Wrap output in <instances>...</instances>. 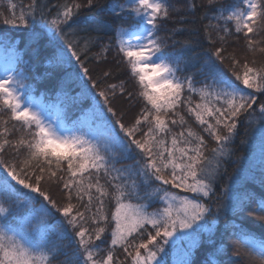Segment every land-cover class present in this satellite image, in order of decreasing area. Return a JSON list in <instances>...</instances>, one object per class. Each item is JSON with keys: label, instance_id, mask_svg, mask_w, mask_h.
Here are the masks:
<instances>
[{"label": "snow or ice", "instance_id": "snow-or-ice-1", "mask_svg": "<svg viewBox=\"0 0 264 264\" xmlns=\"http://www.w3.org/2000/svg\"><path fill=\"white\" fill-rule=\"evenodd\" d=\"M0 25V264H264V194L229 172L243 130L264 189V0H0Z\"/></svg>", "mask_w": 264, "mask_h": 264}, {"label": "trees", "instance_id": "trees-1", "mask_svg": "<svg viewBox=\"0 0 264 264\" xmlns=\"http://www.w3.org/2000/svg\"><path fill=\"white\" fill-rule=\"evenodd\" d=\"M175 2L185 3L186 0H175ZM183 14L184 13H180V15H183ZM187 23L192 27L199 26V22L197 21L196 24H193L191 18L188 19ZM176 26L177 25H175L172 22H169L167 25L168 28H173ZM8 27L11 28V26H8ZM0 28H4V26L0 25ZM11 32L12 34H18L15 29H12ZM188 38H189L188 33H184L183 35L177 36V39H188ZM196 39L198 42H202L203 47L205 48L208 47V43L206 40H202L201 37H196ZM196 51H200V48L197 47ZM26 58L27 57H25V59ZM109 59H111V55L109 56ZM37 87L39 91L44 90V87L42 84H38ZM4 115H6V113ZM205 138L208 139L207 136ZM240 138L248 139L249 142L243 146H239L238 151L236 152V156L241 157V159L237 163L229 164V172L231 173L234 169H240V168L250 170L251 174L256 177V180L249 181L248 187L257 196H260L261 194H264V189H262L259 184V174H260L259 140L258 139L252 140L249 137H245L243 130H241ZM240 138L236 140L235 142L236 145H239ZM209 146L210 147L215 146L214 141L209 139ZM233 159H235V157H233ZM252 231L255 232L258 238L264 239V230H260L259 228L254 227ZM206 249H207V246L204 245L201 247V249L197 251L195 260L198 262V264H202V262L206 259V256H207ZM60 259H63V257H61Z\"/></svg>", "mask_w": 264, "mask_h": 264}, {"label": "rangeland", "instance_id": "rangeland-1", "mask_svg": "<svg viewBox=\"0 0 264 264\" xmlns=\"http://www.w3.org/2000/svg\"><path fill=\"white\" fill-rule=\"evenodd\" d=\"M5 57H6V53L2 48H0V64L4 63ZM169 260L171 261V257H169Z\"/></svg>", "mask_w": 264, "mask_h": 264}]
</instances>
